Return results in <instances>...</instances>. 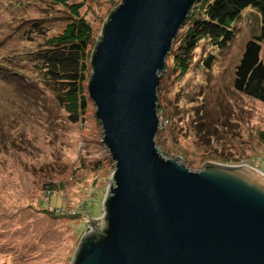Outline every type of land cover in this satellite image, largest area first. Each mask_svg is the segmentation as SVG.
<instances>
[{
  "label": "rangeland",
  "instance_id": "rangeland-1",
  "mask_svg": "<svg viewBox=\"0 0 264 264\" xmlns=\"http://www.w3.org/2000/svg\"><path fill=\"white\" fill-rule=\"evenodd\" d=\"M121 2L68 0L92 25V47ZM35 3L39 0H0V264H73L82 239L104 218L115 161L102 141L88 91L87 108L71 122L22 64L18 54L32 45L18 36L7 38L12 22L26 18L47 17L51 37L64 30L68 7L48 11ZM236 31L224 50L199 44L185 72L168 70L161 99L158 95L163 110L158 148L192 171L216 165L264 173V104L233 88L251 37L248 23L239 21ZM209 54L216 57L212 69L203 62ZM168 63L173 66L171 59Z\"/></svg>",
  "mask_w": 264,
  "mask_h": 264
},
{
  "label": "water",
  "instance_id": "water-1",
  "mask_svg": "<svg viewBox=\"0 0 264 264\" xmlns=\"http://www.w3.org/2000/svg\"><path fill=\"white\" fill-rule=\"evenodd\" d=\"M198 1L122 0L103 24L87 90L115 170L73 264H264V173L192 171L156 143L160 73Z\"/></svg>",
  "mask_w": 264,
  "mask_h": 264
},
{
  "label": "trees",
  "instance_id": "trees-1",
  "mask_svg": "<svg viewBox=\"0 0 264 264\" xmlns=\"http://www.w3.org/2000/svg\"><path fill=\"white\" fill-rule=\"evenodd\" d=\"M40 2L44 4L42 10H55L57 6L69 8L70 17L66 18L64 30L51 37L52 27L48 25L47 17L26 18L17 23L12 22V31H9L7 38L10 35L18 36L21 42L32 45V50H24L18 54L22 57V64L30 67L33 74L31 80L34 79L49 90L57 104L69 114L70 121L76 123L87 108L86 93L96 46L92 47L95 39L93 27L87 19L80 16L79 5L69 4L68 0H39ZM39 3H35V6L39 7ZM56 10L61 11L59 8ZM239 21L248 23L251 37L235 68L233 88L237 93L264 104V57H261L264 43V0H199L173 42L166 69L160 73L159 99L164 90V77L166 78L170 68L180 73L185 72L192 63L199 44L221 50L228 48L236 37V25ZM185 27L186 32L182 33ZM169 59L173 66H169ZM215 60L216 57L209 54L203 62L208 69H212ZM162 111L158 108V114ZM160 139L158 132L156 142L159 148ZM161 152L168 157L164 151ZM57 214H61V211Z\"/></svg>",
  "mask_w": 264,
  "mask_h": 264
}]
</instances>
